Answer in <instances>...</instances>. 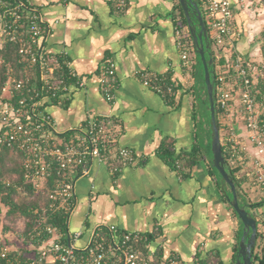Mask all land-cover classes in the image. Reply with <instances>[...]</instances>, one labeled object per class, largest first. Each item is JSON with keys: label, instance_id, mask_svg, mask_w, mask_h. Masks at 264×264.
<instances>
[{"label": "crops", "instance_id": "0c3cea01", "mask_svg": "<svg viewBox=\"0 0 264 264\" xmlns=\"http://www.w3.org/2000/svg\"><path fill=\"white\" fill-rule=\"evenodd\" d=\"M226 1L239 32L234 39L236 53L248 67L261 62L263 10H253L249 0ZM27 2L39 8L51 27L44 50L65 52L85 82L83 89L72 88L63 106L47 108L56 130L65 137L88 117H107L114 121L115 146L135 155L116 177L95 161L87 177L76 179V206L67 223L69 234L82 233L75 247L83 249L95 230L113 226L120 233L149 237L145 255L158 264L170 257L182 264H235L234 249L237 244L239 249L243 227L223 201L221 188L210 179L206 164L201 161L189 173L179 174L163 158L170 151L181 160L191 151L190 97L181 91L175 100L166 101L138 78L139 72L149 71L185 88L194 85L197 48L191 31L198 32L199 27L181 25L175 12L179 0H126L122 11L117 0ZM190 17L195 18L191 12ZM177 29L191 45L189 68L182 65ZM108 60L115 64L117 81L112 103L101 92L102 68ZM246 190L251 199L261 200L254 188ZM240 200L248 202L246 196ZM254 213L264 221V205ZM28 248L22 243L19 250L29 254Z\"/></svg>", "mask_w": 264, "mask_h": 264}, {"label": "built area", "instance_id": "2783aa9c", "mask_svg": "<svg viewBox=\"0 0 264 264\" xmlns=\"http://www.w3.org/2000/svg\"><path fill=\"white\" fill-rule=\"evenodd\" d=\"M199 1L213 38L214 58L219 61L225 57L227 61L216 74L219 108L224 116L237 112L241 121L223 139L224 151L231 167L238 169L235 178L264 191V92L252 93L257 82L235 51L234 39L239 32L232 24L230 3ZM125 6L126 0H117L120 11ZM50 33L51 27L39 8L27 0H0V47L5 43L17 46L21 60L35 70L25 79L8 78L0 89V151L23 153V183L47 200L46 206L35 211L39 212L38 225L23 264H158L151 257L140 256L136 247L146 240L143 235L120 233L113 226L100 227L90 235L86 247L77 249L75 243L81 232L69 234L51 224L59 213L67 225L76 206V179L87 177L95 161L106 165L110 175L116 177L121 168L134 162L135 155L128 148L115 146L114 121L107 117H88L65 137L56 130L47 108L63 106L72 88L83 89L85 82L65 52L44 50L42 44ZM176 35L182 65L189 68L191 51L178 29ZM259 77L264 80V73ZM138 78L145 88L166 101L178 94L174 91L177 85L170 80L168 83L163 75L141 71ZM116 86L115 64L108 60L101 75V92L108 103L114 100ZM233 86H237V93ZM102 229L110 236L109 245L99 236ZM12 251L0 236V258L8 264L19 263V258L13 262L9 259ZM161 264L182 263L170 257Z\"/></svg>", "mask_w": 264, "mask_h": 264}, {"label": "trees", "instance_id": "16d2710c", "mask_svg": "<svg viewBox=\"0 0 264 264\" xmlns=\"http://www.w3.org/2000/svg\"><path fill=\"white\" fill-rule=\"evenodd\" d=\"M199 8V11L202 15L204 27L206 30V39L205 43L208 45V49L206 50L205 57L206 59H211L212 64L209 66L210 77L212 86L215 93L214 106H215V121L218 127L219 136H220V144L222 149V154L224 160L226 162V170L229 173L231 179L234 181L236 188L239 193V205L241 208H244L248 213L250 212V216L256 220L257 223V238L254 245V249L252 252V264H264V230H261L262 226H264V221L257 217L254 213V209L264 205V191H261L258 188H254V191L259 192L262 195L261 202L258 200H253L249 197L248 191L246 190V186H249L250 189H253L252 186L245 183V181L237 180L235 178V174L238 172V169L232 168L229 163L228 155L224 151V146L222 145L223 139L227 137L229 133V127L223 124L222 118L224 117L223 111L219 108L218 98H217V81H216V71L217 66L226 65L227 61L225 57H222L218 62L214 58V42L210 33V28L207 24L204 10L202 8L201 2L199 0H193ZM261 5L264 9V0H260ZM176 13H178L181 19V25L186 26L187 21L183 14L182 8L177 3L176 4ZM192 27L198 26V21L196 18H191ZM260 53L261 58L264 63V32L261 35L260 40ZM190 44L187 42L186 47L190 51ZM232 57V56H231ZM230 57V58H231ZM194 58L196 59L198 72H193L195 76V83L188 88H185L181 85H177L174 88L176 93L181 91L185 92L182 94H187L190 97L191 102V117L193 121V138L194 144L191 148L189 154H184L181 160L174 159L173 153L168 151L163 153V158L168 163V165L177 168L179 174L185 172L188 173L192 170L194 166H196L199 162H203L206 164L208 169V175L214 185L222 190V199L225 203L228 204L230 210L237 218L238 222L242 226L240 220L238 219L236 213L233 211L230 202L232 201L231 194L229 189L223 186V182L221 181L220 176L216 172V170L212 167V155H211V140H212V132H211V120H210V112H209V102L207 97V90L204 82L203 68L201 61L199 59L198 53L194 52ZM233 58V57H232ZM35 73V70L30 68L26 63L21 60V56L18 53L17 46L11 43H5L0 47V89L4 85L10 77H15L18 79H25L28 76H31ZM169 83V80H168ZM256 91L264 92V80H259L255 88H253L252 93H256ZM234 93V92H233ZM175 100V99H171ZM169 100V101H171ZM172 102V101H171ZM227 131L226 136H223V132ZM24 159V155L22 152L4 149L0 151V206L7 209L6 216L10 219V222L16 220V218H23L24 220V230L22 232V243L24 245H28L32 243V237L34 235V229L37 227L39 212L35 211L41 208L42 206H46L47 200L40 193L35 194L31 188L23 183V171H22V162ZM179 168V169H178ZM242 194V195H240ZM241 196H246L248 202H242ZM258 197V196H257ZM254 198V197H253ZM258 199V198H257ZM1 208V207H0ZM52 226L57 227L61 231L65 232L67 230V225L64 222L63 216L59 213L54 217V222L51 223ZM260 225V228H258ZM100 238L109 245L110 236L105 229L100 230L99 233ZM239 238V237H238ZM150 238L146 237V240L140 242L137 245L138 252L141 257H146V245L148 244ZM235 254L238 251V244L235 245ZM25 251L18 250L12 251L9 254V259L13 262L15 258H19V263L13 264H23L25 261ZM0 264H8L5 260L0 258ZM221 264V262L219 263Z\"/></svg>", "mask_w": 264, "mask_h": 264}, {"label": "water", "instance_id": "95a60500", "mask_svg": "<svg viewBox=\"0 0 264 264\" xmlns=\"http://www.w3.org/2000/svg\"><path fill=\"white\" fill-rule=\"evenodd\" d=\"M180 6L184 13L187 23L189 26L192 25L190 12L193 13L198 21L199 31L195 32L192 29L193 40L197 48V53L203 68L204 82L207 90V97L209 102V112L211 120V155H212V167L216 170L218 175L223 182V188L226 186L232 197L230 202L233 211L236 213L238 219L240 220L243 231L242 237L239 242V249L237 252V260L235 264H252V252L257 238V223L250 214L239 205V192L235 186L234 181L231 179L229 173L226 170V162L224 160L218 127L215 121V106L214 99L215 93L211 82L209 66L212 64L211 59H206L205 54L208 49V45L205 43L206 30L204 27L202 15L199 11L198 6L192 0H179Z\"/></svg>", "mask_w": 264, "mask_h": 264}, {"label": "rangeland", "instance_id": "374dc122", "mask_svg": "<svg viewBox=\"0 0 264 264\" xmlns=\"http://www.w3.org/2000/svg\"><path fill=\"white\" fill-rule=\"evenodd\" d=\"M250 4L249 6L251 8H253L252 6H254L253 10H255L256 8L262 9L263 11H260L259 13H262V16L264 17V9L261 5L260 0H249ZM257 13V12H256ZM264 23V22H263ZM261 58H259L260 60ZM216 60V59H215ZM217 61V60H216ZM218 62V61H217ZM222 66H217L216 71L219 72L222 69ZM249 69L251 70V73L254 75V82H258L259 80H262L259 75L263 72L264 73V63L261 59V62L257 60V62H252L251 64L249 63ZM233 80V77H232ZM234 81V80H233ZM233 83V82H232ZM234 85V84H233ZM235 92L237 91V86H233L232 88ZM237 93V92H236ZM239 114L233 113V115L230 116H224L222 118V123L225 124L227 127L231 128V127H237L240 124V119H239ZM227 131L223 132V136L225 137L227 134ZM240 193V192H239ZM242 195V194H240ZM259 197V195H258ZM0 236L2 237L3 243L8 247V249L10 250H15L17 249V251L20 249V247L22 246V232L24 230V220L23 218H16L15 221L10 222L6 216L7 213V209L3 208L2 206H0ZM249 214H251L249 212ZM258 228H260V225H258ZM261 229V228H260ZM262 230H264V227L262 226ZM7 235L4 237V235Z\"/></svg>", "mask_w": 264, "mask_h": 264}]
</instances>
